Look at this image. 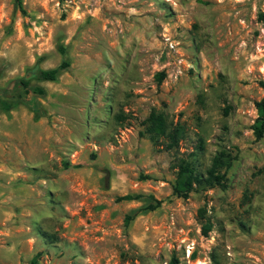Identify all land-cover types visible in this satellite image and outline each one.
<instances>
[{
	"label": "rangeland",
	"instance_id": "rangeland-1",
	"mask_svg": "<svg viewBox=\"0 0 264 264\" xmlns=\"http://www.w3.org/2000/svg\"><path fill=\"white\" fill-rule=\"evenodd\" d=\"M20 4L0 0V264H264V0ZM151 111L175 151L138 136ZM220 150L222 186L171 193L174 157L204 175Z\"/></svg>",
	"mask_w": 264,
	"mask_h": 264
},
{
	"label": "trees",
	"instance_id": "trees-1",
	"mask_svg": "<svg viewBox=\"0 0 264 264\" xmlns=\"http://www.w3.org/2000/svg\"><path fill=\"white\" fill-rule=\"evenodd\" d=\"M15 6L21 10L20 0H15ZM62 53V49H59ZM68 66L67 62L61 61L55 68L49 70H37L34 73L35 79L39 81H54L56 74ZM22 87L27 85V82L21 80ZM259 87L263 92V96L259 101L254 103L256 118L250 127L255 141L260 140L264 134V82H259ZM142 130L138 132L139 137L146 136L153 146H162L164 151H175L178 142L183 136V128L177 124L171 125L166 121L163 114L155 111L148 113L146 118L140 122ZM234 157L226 150H220L211 158L208 168L204 171V175H200L193 169L191 161L176 156L172 160V168L175 169L173 183L171 184V193L179 198L185 199L188 194L194 192L196 187L212 188L220 187L224 182L225 170L230 166ZM66 164H64V167ZM135 198L131 195L118 197V201H131ZM153 204H148L146 209H155L160 201L154 200ZM129 217L127 216L124 223L127 224ZM206 228H202V233H206ZM48 237V236H47ZM35 258L30 260V264H34ZM169 264H177L175 258H171Z\"/></svg>",
	"mask_w": 264,
	"mask_h": 264
},
{
	"label": "water",
	"instance_id": "water-1",
	"mask_svg": "<svg viewBox=\"0 0 264 264\" xmlns=\"http://www.w3.org/2000/svg\"><path fill=\"white\" fill-rule=\"evenodd\" d=\"M34 70H35V68H34Z\"/></svg>",
	"mask_w": 264,
	"mask_h": 264
}]
</instances>
